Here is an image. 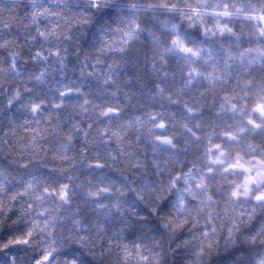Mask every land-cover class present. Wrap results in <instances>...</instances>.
<instances>
[{
    "label": "clouds",
    "instance_id": "clouds-1",
    "mask_svg": "<svg viewBox=\"0 0 264 264\" xmlns=\"http://www.w3.org/2000/svg\"><path fill=\"white\" fill-rule=\"evenodd\" d=\"M0 264H264V0H0Z\"/></svg>",
    "mask_w": 264,
    "mask_h": 264
}]
</instances>
